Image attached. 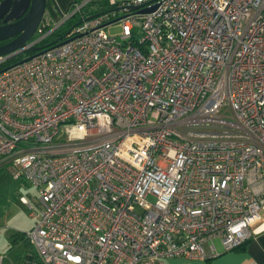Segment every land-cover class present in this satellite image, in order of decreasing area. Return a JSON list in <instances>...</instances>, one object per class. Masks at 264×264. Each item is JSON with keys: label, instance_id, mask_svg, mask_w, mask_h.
<instances>
[{"label": "built area", "instance_id": "1", "mask_svg": "<svg viewBox=\"0 0 264 264\" xmlns=\"http://www.w3.org/2000/svg\"><path fill=\"white\" fill-rule=\"evenodd\" d=\"M126 2L0 54V162L40 188L23 264L207 259L264 216V0Z\"/></svg>", "mask_w": 264, "mask_h": 264}, {"label": "rangeland", "instance_id": "2", "mask_svg": "<svg viewBox=\"0 0 264 264\" xmlns=\"http://www.w3.org/2000/svg\"><path fill=\"white\" fill-rule=\"evenodd\" d=\"M121 1V0H118ZM110 0H105V8L111 6ZM111 17L119 16L124 13L123 9L109 10ZM79 14L71 16L67 21L61 22L56 30L53 29L54 23L48 25L41 33L39 30L33 32L31 39L38 38L40 34L46 36L49 41L55 38L56 32H63L71 26V21L75 20ZM121 28L118 21L114 20L108 27V32L114 33ZM16 53V54H15ZM17 58L26 56V51L22 49L15 52ZM62 135V133L60 134ZM14 166L10 161L0 162V252L5 255L3 264H23L24 257L22 255L29 245H27L24 239H8L7 235H10L16 229L27 230L32 225V218L27 214L28 206L25 201L22 200L21 195H25L28 200L33 201L40 194V188L34 185V182H30L25 179L24 176L15 177L13 175ZM214 242L218 243L219 237L214 238Z\"/></svg>", "mask_w": 264, "mask_h": 264}, {"label": "crops", "instance_id": "3", "mask_svg": "<svg viewBox=\"0 0 264 264\" xmlns=\"http://www.w3.org/2000/svg\"><path fill=\"white\" fill-rule=\"evenodd\" d=\"M75 0H47L46 6L44 7V16L41 18L46 24L54 23L53 27L61 24L65 17H68L72 12L71 5H73ZM91 5L87 6L86 12L82 11V6L79 12L81 14H88ZM81 10V11H80ZM251 229L253 230V235L249 237L244 242V246H238L237 248L226 249L220 243V239L216 244L217 249L220 251L211 258L203 259L185 257V256H169L165 258V264H264V216L261 220L255 222ZM1 230V228H0ZM21 230V229H20ZM24 231V230H23ZM9 239H24L25 243L29 245L28 249L22 253L24 259L27 253L33 251V245L29 239L23 237H17L11 234L7 235ZM24 259L23 262H24ZM5 260V255L0 252V264H3Z\"/></svg>", "mask_w": 264, "mask_h": 264}, {"label": "water", "instance_id": "4", "mask_svg": "<svg viewBox=\"0 0 264 264\" xmlns=\"http://www.w3.org/2000/svg\"><path fill=\"white\" fill-rule=\"evenodd\" d=\"M46 1L47 0H0V20L3 19L0 21V54L3 52L10 53L22 48L36 50L35 52L31 54L29 53L27 56L18 59L22 60L38 53L46 47L43 46L38 48L35 44H29L30 41L28 40L38 26V22L44 16ZM139 3L140 2L115 3L113 6L108 7L107 10H113V8L124 10L126 7L134 8L137 7ZM154 5L155 3L152 2L150 5L139 6L138 10H151ZM125 14L126 12L119 16L115 15L111 21ZM13 16H15L16 19L13 18L12 20L11 18Z\"/></svg>", "mask_w": 264, "mask_h": 264}, {"label": "trees", "instance_id": "5", "mask_svg": "<svg viewBox=\"0 0 264 264\" xmlns=\"http://www.w3.org/2000/svg\"><path fill=\"white\" fill-rule=\"evenodd\" d=\"M122 1V0H121ZM121 1H118V0H116V2H113V3H111L110 5L111 6H113V4H118V3H120ZM104 3H105V0H88L85 4H83L82 5V11H85L86 12V9L85 8H87V6L90 4L91 5V7L90 8H88L89 10V13H91V14H93V13H96V12H100L101 10H104V11H108L107 9H108V7H106L105 8V5H104ZM74 5V4H73ZM73 5H71V9L73 8ZM111 6H109V7H111ZM81 11V10H80ZM76 14H79L78 16L79 17H77L75 20H73V21H71V26L68 28V29H65L63 32H56V37L55 38H52L51 40H47L46 39V36H41L40 38H39V40H37L36 42H35V45H37L38 46V48L39 47H43V46H47V45H49V44H51V43H55L56 41H62V40H64V38H66V37H68L69 36V31L72 29V26L76 23V21L77 20H79L80 19V17H82L83 16V14H81V12H79V10L78 9H75V11H72L70 14H69V16L68 17H65L63 20H62V22L63 21H67L69 18H71V16H74V15H76ZM85 14V13H84ZM86 15V14H85ZM41 21H43V20H41ZM62 24V23H61ZM61 24H59V25H61ZM48 25H50V24H46L45 22H44V30H45V28L48 26ZM58 26V25H57ZM56 26V27H57ZM56 27H53V29L52 30H56L57 28ZM21 50V49H20ZM22 50L23 51H26V56H27V54H31V53H33L34 51L33 50H29L28 48H22ZM15 52H18L19 53V51H15ZM14 52V53H15ZM11 54L8 58H6V60L5 61H3L2 62V65H8V64H10L11 62H14V60H18V59H20V58H22V57H20V58H17V57H14L15 56V54ZM12 235H14V236H17V237H23V238H26L25 236H24V231H23V229H16L13 233H12ZM249 239V238H248ZM247 240V239H246ZM246 240H244L243 242H242V244H238L235 248H237L238 246L240 247V246H244L243 244H244V242L246 241ZM35 255H36V253L35 252H33V251H31V253H27L26 254V257H25V259H30L31 257H35ZM24 259V260H25ZM35 264H44L42 261H40V260H38V259H36V263Z\"/></svg>", "mask_w": 264, "mask_h": 264}, {"label": "flooded vegetation", "instance_id": "6", "mask_svg": "<svg viewBox=\"0 0 264 264\" xmlns=\"http://www.w3.org/2000/svg\"><path fill=\"white\" fill-rule=\"evenodd\" d=\"M13 18H15L16 19V17L15 16H13L11 19L13 20ZM3 19H1L0 21H2ZM34 52L36 51V50H33Z\"/></svg>", "mask_w": 264, "mask_h": 264}]
</instances>
